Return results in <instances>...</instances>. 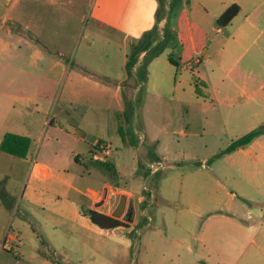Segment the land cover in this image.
<instances>
[{"label":"rangeland","instance_id":"374dc122","mask_svg":"<svg viewBox=\"0 0 264 264\" xmlns=\"http://www.w3.org/2000/svg\"><path fill=\"white\" fill-rule=\"evenodd\" d=\"M161 1L174 3L170 21L160 18L158 9L150 16L147 3L134 1L129 12L105 16L99 0H0L5 25H14L9 16L20 17L17 25L23 29L25 16L34 15L48 31L64 32L66 61L47 113L33 117L27 154L51 168L53 176L35 181L34 189L52 200L42 206L27 198L32 188L29 162L16 177L0 175V264H264V239L258 231L264 217H257L264 212V165L244 151L215 158L237 138L264 126V109L251 107L249 89L245 93L229 86V78L205 85L198 74L170 64V57L179 61L174 30L180 28L182 6L180 0ZM246 8L254 24L248 36L243 21L221 34L214 18L201 27L211 63L224 64L221 71L213 69L215 75L225 76L239 57L236 67L249 70L253 63L251 70L264 80V0ZM146 21L153 26L137 39L135 29ZM170 28L172 48L167 46L153 59L138 53L141 65L130 80L121 82L134 49L149 44L155 48ZM206 64L209 78L213 65ZM0 92L9 93L8 75ZM3 134L0 130V140ZM95 140L110 144L106 161L93 158ZM0 158L16 157L0 150ZM63 181L82 192L93 189L95 202L104 200L96 208L129 228L99 233L62 217L53 195L63 199L68 191ZM70 195L78 196L73 191ZM140 195L146 196L144 205L138 204ZM135 196L136 221H127L126 213L112 215L121 198H126L127 212ZM236 205L239 211L233 216L228 208ZM222 214L258 229L243 232L234 244L225 230L229 242H214L213 249L201 246L199 237L207 223ZM15 231L20 237L12 240L8 235ZM250 238L257 244H250Z\"/></svg>","mask_w":264,"mask_h":264},{"label":"crops","instance_id":"0c3cea01","mask_svg":"<svg viewBox=\"0 0 264 264\" xmlns=\"http://www.w3.org/2000/svg\"><path fill=\"white\" fill-rule=\"evenodd\" d=\"M132 1L134 2L132 3ZM253 1L254 0H180L178 2V4L182 6L179 16L180 28L174 30L177 43L180 46L178 51L179 61L174 58L172 59L178 63L179 70L191 71V73L198 74V79L205 85L209 83L214 85L220 84L221 82L224 83L226 79L229 78L232 83H229V86L233 85L245 93L247 89H249V93H247L246 97L251 107L256 106L264 109V80L256 76L251 70V65L253 63L249 64V70H242L236 67L240 60L238 57L232 66L227 67L225 76L215 75L213 69L215 68L221 71L224 64L219 65V63L217 64L216 62L211 63V54L207 51L206 33L201 27L202 22L209 18H214L217 22L219 17L229 6L238 4L240 6V12L226 27L231 26L235 22L241 23L243 21L245 24L244 27L247 28V31L244 33L248 36L254 24L252 22L251 13H248L249 11L246 7ZM135 2L136 4L140 2L141 6L147 3L149 6L147 12L150 16L156 12L159 6V2L156 0H99L97 5L101 10V14L104 13L106 16L109 12H129L131 10L130 6H132L131 3L135 5ZM167 3L168 2H165V5H167ZM134 8L137 7L135 6ZM173 12L174 11H171L169 17L166 16L163 20L167 21L168 19V21H170ZM244 14L245 16L243 18L242 15ZM140 15L142 16V20L145 15L144 7L141 8ZM9 18L11 21H14L13 26H7L0 20V85L5 83L7 75L9 85V93L5 94L0 92V130H4V134L14 133L30 138V127L34 124L33 117L41 113H47L49 103L54 98L55 88L65 74V41L63 39L65 35L64 32H60L59 30L48 31L44 22L40 24L36 23L38 21L34 15L29 18H27V15L25 16V25L23 29L17 25V22L21 19L20 17L14 18L9 16ZM102 18L104 17L101 16L98 19L101 20ZM152 26L153 24L148 21L140 24L135 29V36L137 39L142 37L146 31H149ZM226 27L219 26V28H217V33H223V28ZM130 30L131 29L126 30L127 35H130ZM170 31H172V28H170ZM238 43L240 42L238 41ZM169 47L172 48L171 43L168 44V48ZM145 54V51L141 52L142 57ZM221 57L223 59L224 56L221 55ZM205 62L213 65L210 67V79L208 78L206 70L207 64ZM135 64L130 75L126 70L127 76L121 82L128 81L132 78L134 68L141 65L139 62ZM182 76L183 74H181V77ZM261 135H264V133ZM256 138L249 145L234 152L244 151L251 156L254 163L264 165V140H256ZM10 156L12 157V155ZM6 159L8 158H0V175L5 178L16 177L20 172L21 174L23 173L24 163L29 162L27 174L30 175L29 184H31L32 188L26 193L27 198L35 200L36 203L42 206H45L48 201L52 200L46 199V192L34 189L35 181H48L53 176L49 165L43 162H37L34 158L29 159L28 155L25 158L16 157L11 160ZM260 171L261 170H257V173ZM62 183H64L68 189L62 197L63 199L60 201V196L53 195L55 196L53 197V203L60 204V206L57 205V208L61 210V216L95 232L101 233L104 231L94 225L85 214L87 210H96L105 215H110L109 212H103L96 208L97 203L92 198L91 194V190L94 192L93 189H87L85 192H82L78 186L73 185L71 182L63 181ZM70 191H73L78 196H71ZM231 196L232 199H234V195ZM145 199L146 196L140 195L138 197V204L144 205L146 202ZM132 201L134 219L136 221L137 197L135 196ZM228 210L233 212V216H235V214H238L239 206H231ZM214 217L217 219H214ZM257 217H264V212H257ZM211 219L212 220H209L206 228H204L199 237L200 245L209 249H213L212 244L214 242L218 244L221 241L229 242L226 237L227 232L230 233V240L234 244L235 239L239 240L237 237L242 236L243 232L252 233L258 229L254 227V225H243L229 215L222 214L218 217L217 215H213ZM116 230L124 231L125 228L120 227L111 231ZM225 230H227V232ZM258 231L259 237L264 239V223H260ZM1 232L2 230L0 229V234ZM8 237L15 240L19 239L20 236L19 233L15 231L14 233H10ZM249 243L257 244L253 238H250ZM236 248H238V246H236ZM233 249H235L234 246ZM238 251L240 256L244 255L241 249ZM214 252L218 253V251Z\"/></svg>","mask_w":264,"mask_h":264},{"label":"trees","instance_id":"16d2710c","mask_svg":"<svg viewBox=\"0 0 264 264\" xmlns=\"http://www.w3.org/2000/svg\"><path fill=\"white\" fill-rule=\"evenodd\" d=\"M163 4L165 5L164 2L159 0L158 15L160 18L162 17V19H164L166 15L170 14L174 8V3L172 4V2H170L167 10H165L166 13L165 14L163 13L162 15H160L162 9H164ZM239 12H240V6L238 4H232L219 17L217 21L218 25L220 27L228 26L230 22L238 15ZM152 33L153 32H149V34L147 33V35H151ZM169 33H170V30L166 29L163 35V40L160 41L158 46H156L153 49H151L150 44L146 46V48L143 50H140L138 47L134 49L132 55L129 56V60L126 63V70L129 75L131 74V70L136 63V55L140 52L145 51L146 55L148 54L149 56L148 59H153L157 57L164 50V48L168 46ZM169 62L173 66L178 68L179 66L178 63L175 62L171 57L169 58ZM124 117L128 118L127 112L124 113ZM119 132H121L120 128H119ZM262 133H264V126L256 128L244 134L243 136L234 140L225 150L216 154L215 158L220 157L222 155L230 154L240 148H243L249 145L256 137H258ZM30 143H31L30 139L26 136L14 134V133H5L0 142V150L4 153H7L15 157L25 158L29 152ZM133 144L135 145V142H133ZM104 165L105 167L110 168L109 165L107 164H104ZM85 214L86 216H88V218L94 225H96L102 230H113V229L120 228V227L129 228V226L125 224L124 222L118 219L112 218L103 213H100L96 210H87L85 211Z\"/></svg>","mask_w":264,"mask_h":264},{"label":"built area","instance_id":"2783aa9c","mask_svg":"<svg viewBox=\"0 0 264 264\" xmlns=\"http://www.w3.org/2000/svg\"><path fill=\"white\" fill-rule=\"evenodd\" d=\"M93 146V158L97 161H106L108 156L112 153L110 144L104 140H95Z\"/></svg>","mask_w":264,"mask_h":264},{"label":"water","instance_id":"95a60500","mask_svg":"<svg viewBox=\"0 0 264 264\" xmlns=\"http://www.w3.org/2000/svg\"><path fill=\"white\" fill-rule=\"evenodd\" d=\"M132 202L133 201L130 200L128 210H127V212H125L127 201H126V198H121L117 208L113 211V215L121 217L122 215H124V213H126L125 215H128L126 220L129 221V222H132L134 220V210H133V207H132ZM103 204H104V200H102L101 202L97 203L96 206L99 207V206H101Z\"/></svg>","mask_w":264,"mask_h":264}]
</instances>
